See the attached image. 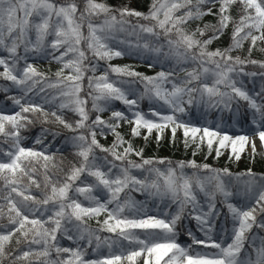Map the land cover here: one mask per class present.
Segmentation results:
<instances>
[{
    "label": "snow or ice",
    "instance_id": "obj_1",
    "mask_svg": "<svg viewBox=\"0 0 264 264\" xmlns=\"http://www.w3.org/2000/svg\"><path fill=\"white\" fill-rule=\"evenodd\" d=\"M234 6L238 19L230 14ZM206 16L215 22L196 23ZM230 25L229 45L210 50ZM245 42L247 56L232 55ZM258 42H264V0H152L147 12L97 0H0V79L6 82L0 91L15 106L10 114L0 108V264H264V236L257 243L250 235L254 229L264 232V175L251 169L237 174V181L246 179L233 190L224 179L233 176L227 167L145 158L133 142L141 136L147 142L155 130L159 144L165 129L174 142L182 129L185 148L191 140L199 149L207 138L211 154L217 138L216 157L230 142L239 160L249 135H221L184 117L201 105L229 112L235 105L239 113L245 102L254 134L264 143V60L252 58L254 50L264 53ZM125 55L142 58L149 68L159 65L160 71L145 75L132 65L108 63L97 75L100 61ZM30 56H50L59 64L55 79ZM248 65L261 71H245ZM247 77L253 78L252 89L244 83ZM13 89L19 95H10ZM105 112L108 119L102 118ZM67 113L74 115L69 119ZM248 116L246 110L242 119ZM37 123L71 134L64 140L74 159L66 168L63 156L55 160L61 149L50 151L60 132L42 126L33 138L40 148L24 144V133ZM125 124L127 134L121 131ZM109 134L111 143L102 144L98 137ZM252 147L255 153L254 142ZM41 171L42 184L33 178ZM33 186L38 195L31 194ZM132 191L145 201L133 199ZM233 197L244 202L232 203ZM148 199L167 210L148 214ZM221 216L232 222L230 235L227 228L216 233ZM91 219L98 228L89 227ZM191 221L203 237L194 234ZM181 235L190 243H181ZM14 237L27 250L17 247L9 254ZM61 237L75 247L60 245ZM102 246L107 256L88 258L89 249L95 253Z\"/></svg>",
    "mask_w": 264,
    "mask_h": 264
},
{
    "label": "trees",
    "instance_id": "obj_2",
    "mask_svg": "<svg viewBox=\"0 0 264 264\" xmlns=\"http://www.w3.org/2000/svg\"><path fill=\"white\" fill-rule=\"evenodd\" d=\"M97 2H106L109 5L115 6L118 3L130 7L132 9H136L142 12H147L149 5L152 3V0H97ZM236 7L238 6H234L231 10H230V14L238 19V17L236 16ZM206 22H215L214 17L212 16H206L204 18L203 21H198L196 23L202 24L206 23ZM192 27H195V25H192ZM231 28L232 26H229V29L226 30L227 34L225 36H222L220 38V41L218 42H214L211 46H210V50H214L217 47H227L230 43V33H231ZM249 47V42H245L244 46L241 50L235 51L232 53V55H240L241 57H245L247 56V49ZM259 47H264L263 42H258V48ZM22 52V49H21ZM0 55H5V53L0 52ZM252 58L253 59H257V60H264V53L260 52L258 49L254 50L252 53ZM30 62H32L34 64L35 67H37V69L39 71L45 72L51 79H55V77L53 76V73H55V71L58 70V68L60 67L59 64H57L55 61L51 60L50 56H38V57H31L30 56ZM108 63H111L112 65H119V66H123V65H132L136 71L142 72L145 75H155L156 72L160 71V67L159 65H157L156 67L153 68H149L147 63L142 59V58H138L136 56H129V55H125L123 57H118V58H114L111 61H100L99 62V66H98V71H97V75H99L105 68H107ZM165 67H169V64H165ZM2 70V69H0ZM245 71H261V69L258 68V66H252V65H248L245 67ZM65 74H68L67 70H65ZM181 76H183V73H180ZM252 79L251 77H247L244 78V83L245 85L249 88L252 89L253 87V83H252ZM86 83V82H85ZM6 86V82H4L2 79H0V87H4ZM255 87L256 90H259L260 87V80L259 77L255 78ZM10 95H19V93L13 89L10 93ZM33 99L37 100L38 102H40V97L39 96H33ZM115 106L117 108H123V105H121L119 102H115ZM45 107L47 108L48 106L45 105ZM90 107V104H89ZM141 107L144 109L145 112L148 111V102L144 101L141 104ZM0 108L6 109L7 110V114H10L12 109L15 108V106L12 104V102L10 100H6L5 99V94L0 91ZM18 110V108L16 109ZM249 112V116L247 121H244L242 119V115L245 111ZM74 114L72 113H67V117L69 119H71L73 117ZM102 118L104 119H108L110 113L109 112H105L102 113ZM94 118V117H93ZM184 119L187 120H191L192 124L194 126L197 127H208L210 130L213 131H219L221 133V135L227 134L230 136H233V138H235V136L237 135H253L254 134V126L251 125V115H250V110L247 109L245 102H241L240 107H239V113L236 112V106H233V111L229 112L227 110H223L222 108H206V106H193L191 108L188 109V115H186L184 117ZM49 127L52 128V130L54 131H58L61 133V135H59L56 140L55 143L52 147V149L50 150L51 152H55V150L57 148L61 149V152L56 153L55 155V160L57 162L60 161L61 156H63L64 158V166L65 168L68 165V162L73 160L74 157L72 156V151L73 149L71 148L70 144H66L64 138L66 136H70L71 134L68 133L66 130H64L62 127L59 126H55L52 124H48V125H41L39 123H37L36 125H34L31 128V131L28 133H24L25 135H27L29 137L28 140L24 141V144L26 146H34L36 149H39L40 146L39 145H34V140L33 138L39 134L41 127ZM121 131L125 134H127L128 132V125H123ZM155 131V130H154ZM153 131V133L151 134V136H149V139L147 142H145V140L143 139V136L141 137H137L134 139V145L139 149V148H143L144 149V157L145 158H150V157H155V158H167L172 160L173 162L176 161H189V160H195L198 164H203V163H208L209 165H211L214 168H225L227 167L230 172L233 174V176L231 178L228 177H224L226 184H228V186L230 188H232L233 190H235V188L237 186H241L242 185V181L243 179H246V177H241L240 181L236 180V176L237 174H241V173H246L249 169H251V171L253 173H255L257 176L260 175H264V153H261L259 151H255V153H249L248 151H246L245 149H243V151H241L239 153L240 155V159L236 160L235 159V154L232 153V145L230 142H226L227 146L225 148L220 149L221 151V155L219 156V158L216 157V149L219 147V143H218V139L217 138H213V150L211 152V154H209L208 152V148H207V138L204 139L203 144L201 145V147L199 149L196 148V145L191 143H189V146L187 148H185L184 145V136H183V130L179 129L180 133L177 134L176 132V136H175V141L173 142V137H172V133L170 135H167L166 132H163V137L160 140L159 144H157V141L155 139L156 134ZM165 131V130H164ZM145 134H147L145 132ZM100 142L102 144L108 145L111 143L113 137L111 134L108 135L107 139L105 140L104 138H100ZM126 138H128L126 136ZM52 141V137L49 136L47 138V142ZM199 143V141H198ZM0 144H2V138H0ZM3 147L7 148V145H3ZM237 147H239V145H237ZM196 152V155H193V152ZM231 156V159H229V157ZM207 157V158H206ZM206 158V159H205ZM131 159L133 160H137V162H139V158L132 156ZM185 171L188 174H191V169H185ZM34 179H36L39 183H43V176H42V171L38 172L37 174H35V176L33 177ZM24 183H28L27 179H25ZM39 190L35 188V186L32 187L31 189V194L34 195H38ZM129 195L137 200V201H145V196L140 195L139 193L132 191L129 193ZM231 202L235 203L237 205L243 203L244 201L239 198V197H233L231 198ZM158 202H153L151 199L147 200V212L150 215H159L160 213H162L163 211L167 210L164 209L163 206L161 205L159 208L156 206ZM218 207H222L221 205H218ZM223 211L226 213L227 209L224 208ZM105 218V216H101L98 219L103 220ZM2 223H6V221H2ZM89 227H91L92 229H96L99 227V225H97L96 219H91L87 221ZM185 223H188L187 221H185ZM217 228H216V233L217 234H221L222 235V229L227 228L229 235L231 234V229H232V222L229 219L227 222H225L224 217L221 216L220 220H218L217 222ZM189 227L192 228L194 234L198 237H203V233L199 232L196 229V224L195 221H191V223L189 224ZM136 232H142L143 230L137 229L134 230ZM99 235H101L102 237H111V236H115V234H110L107 232H99ZM250 235L255 236L257 238V243L259 242V238L261 236H264V232H258V230L254 229L252 233H250ZM59 244L64 246V247H75V245L73 244L72 241L67 240L66 238H59L58 240ZM180 242L181 243H190V240L188 239V237L186 235H181L180 236ZM125 246H127V242H124ZM17 247L23 248L25 250L26 246L25 245H20L17 246L15 243V237L13 238L12 242L10 245H8V252L9 254L12 253L13 249H16ZM195 250H204L203 246L200 245H196L194 246ZM112 251L114 252H118L119 249L118 248H113ZM109 253V249L106 246H102L97 252H93L92 249H89V255L88 258H98L100 256H107ZM165 259H167V257H165ZM4 264H10V261L5 259L4 260ZM18 264H25V262H18ZM140 264H142V261H140ZM163 264V262H162Z\"/></svg>",
    "mask_w": 264,
    "mask_h": 264
},
{
    "label": "rangeland",
    "instance_id": "obj_3",
    "mask_svg": "<svg viewBox=\"0 0 264 264\" xmlns=\"http://www.w3.org/2000/svg\"><path fill=\"white\" fill-rule=\"evenodd\" d=\"M84 31H85V34H86L87 30L85 29ZM263 45H264V42H263ZM164 132H166L167 135H170L171 134V130L170 129H165ZM179 133H180V131L178 129L177 130V134H179ZM155 134H156V132H155ZM200 135H203V133L202 132L201 133H198V136H200ZM253 142L255 143L256 150L259 151V152H261V153H264V143H262L260 141L258 135H255V134L249 135V141H247V142L244 143V149L246 151H248L249 153H251V154L254 153L253 152V147H252Z\"/></svg>",
    "mask_w": 264,
    "mask_h": 264
}]
</instances>
